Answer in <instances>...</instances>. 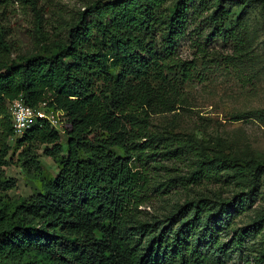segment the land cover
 <instances>
[{
	"label": "trees",
	"instance_id": "1",
	"mask_svg": "<svg viewBox=\"0 0 264 264\" xmlns=\"http://www.w3.org/2000/svg\"><path fill=\"white\" fill-rule=\"evenodd\" d=\"M22 1L43 44L14 58L0 33V168L9 165L13 138L32 152L51 145L44 152L58 172L35 178L39 189L18 197L7 194L16 179H0V264H225L250 238L259 239L255 258L264 264V211L246 226L236 222L257 200L264 160L211 154L190 136L151 127L154 111L173 107L195 78V60L177 53L193 21L206 15L212 32L194 42L196 52L217 59L205 47L212 33L236 50L241 42L228 24L230 6L264 0H89L51 41L37 0ZM19 97L62 111V129L38 121L15 136L9 106ZM167 160L183 162L187 173L158 187L153 171ZM202 183L220 191L141 217L161 185Z\"/></svg>",
	"mask_w": 264,
	"mask_h": 264
},
{
	"label": "rangeland",
	"instance_id": "2",
	"mask_svg": "<svg viewBox=\"0 0 264 264\" xmlns=\"http://www.w3.org/2000/svg\"><path fill=\"white\" fill-rule=\"evenodd\" d=\"M88 1L37 0L42 32L49 35L50 41L62 36L65 22L76 16ZM229 10L228 24L241 40L239 49H235V41H223L212 33L205 47L214 52L217 59H201L194 42L203 44L212 27L206 15L193 21L189 28L192 31L181 39L177 53L183 59L195 60V78L183 85V95L173 107L154 111L151 127L190 136L204 144L211 154L223 151L229 156L264 160V6L247 3L231 5ZM34 22L33 10L22 0H0V33L12 57L41 50L43 43L38 44ZM170 77L178 78L174 73ZM8 143L10 150L6 158L9 165L0 168V179H16L17 186L7 191L9 196H26L39 189L35 178L48 180L55 177L58 164L44 152L51 145H42L32 152L25 146H17L13 138ZM60 143L62 154H66L65 133ZM161 163L165 167L153 171L158 187L168 175L187 173L183 162L167 160ZM219 188L212 183L187 189L179 185L169 188L161 185L148 194L147 202L139 207L140 215L148 219L162 217L185 199L211 196L213 191H220ZM263 211L264 175L257 200L236 218L237 225L246 226ZM258 240H247L229 254L225 264H257Z\"/></svg>",
	"mask_w": 264,
	"mask_h": 264
},
{
	"label": "built area",
	"instance_id": "3",
	"mask_svg": "<svg viewBox=\"0 0 264 264\" xmlns=\"http://www.w3.org/2000/svg\"><path fill=\"white\" fill-rule=\"evenodd\" d=\"M9 111L14 135L19 137L38 121H47L59 130L62 129L64 124L63 112L49 108L46 101H42L36 106H30L19 97L10 103Z\"/></svg>",
	"mask_w": 264,
	"mask_h": 264
}]
</instances>
